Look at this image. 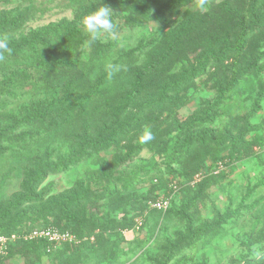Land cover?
Listing matches in <instances>:
<instances>
[{
	"label": "trees",
	"instance_id": "16d2710c",
	"mask_svg": "<svg viewBox=\"0 0 264 264\" xmlns=\"http://www.w3.org/2000/svg\"><path fill=\"white\" fill-rule=\"evenodd\" d=\"M66 1L74 7L72 20L49 23L17 37L21 16L10 12L0 20V38L6 37L13 50L6 57L33 67L32 74L25 66L2 77L0 110L8 106V99L16 97L20 82L30 80L45 90L42 98L32 102L26 99L21 111H8L7 126L0 125V158L5 155V142L12 156L25 154L17 171L22 175L21 192L0 209V217L12 215V224L3 226L0 235H17L19 231L13 229L28 221L26 212L44 202L46 191L39 188L48 176L65 173L90 159L99 168L89 175L88 183H76L70 191L52 197L36 215V220H45L55 211L64 220L62 227L30 229L53 228L71 234L74 242L64 245L77 246L70 249V261L77 264L97 258L107 244V234H120L133 227L134 218L129 214L137 211L140 203L132 199L133 194H121L133 183L124 177L122 168L143 149L161 155L168 172H172L170 163L183 166L193 144L204 142L201 136L219 146L222 143L218 140L224 137H239L241 143L246 132L238 134V129L247 128L248 133L256 129L250 119L264 112V0H211L206 12L188 11L181 24L169 31L170 39L149 44L146 57L139 64L134 56L138 49L126 50L116 35L150 21L163 22L167 16L177 15L191 0ZM100 6L112 8V20L118 28L114 36L103 35L88 47L90 36L81 21ZM109 63L125 65L128 70L109 78ZM217 74L223 79H215L212 84L215 99L204 102L207 108L194 111L184 124H178V110L191 101L187 93L195 88V81L204 75L216 78ZM236 88L240 90L237 92ZM246 101H252L248 115L245 112L250 107ZM230 103L229 110L223 111ZM221 116L227 117L232 126L225 125L219 132L208 130V125ZM145 126L155 139L141 144L138 138ZM40 137L44 142L33 150V139ZM61 137L64 152L54 160L59 153L51 152L50 145L43 143ZM23 145L26 152H19ZM101 154L110 156V160H104ZM156 168L153 163L146 174L156 173ZM157 178L161 181V174ZM19 244L26 252L58 245L43 239H17L8 244L0 259ZM247 264H264V260Z\"/></svg>",
	"mask_w": 264,
	"mask_h": 264
},
{
	"label": "rangeland",
	"instance_id": "374dc122",
	"mask_svg": "<svg viewBox=\"0 0 264 264\" xmlns=\"http://www.w3.org/2000/svg\"><path fill=\"white\" fill-rule=\"evenodd\" d=\"M218 1L220 0H215ZM73 9L72 4L66 0H0V20L10 12L20 15L22 21L21 28L15 35L17 37L21 32L26 34L49 23L62 19L72 20ZM195 10L198 9L194 0H191L177 15L167 16L163 22H147L133 31L122 30L116 35V39L126 50L138 49L134 56L139 64L144 61L151 42L170 39L169 31L181 24L188 11ZM262 51L264 52V47ZM5 62L0 65V81L4 75L9 76L25 66L28 74H32L33 67L30 65L10 61L9 57H6ZM261 62L264 66V57ZM218 75L216 78L204 75L195 81V88L187 93L191 101L178 110V124H184L194 111L207 108L204 102L210 103L215 99L216 90L212 84L215 79H223ZM225 77L230 75L226 74ZM238 90L240 89H235L237 92ZM231 92L232 90L227 91L228 94ZM15 93L16 97L8 99V106L0 110L1 127L7 126L8 111H21L26 99L27 102H32L33 99L42 98L45 90L36 87L30 80H25L16 86ZM251 103L252 101L247 103L250 108L248 107L249 112H245V115L250 113ZM231 106L232 103L222 110L227 111ZM210 117H214L213 114ZM250 121L251 126L256 129L249 133L247 128L238 129V134L246 132L241 143L238 142L239 137H224L218 140L222 144L217 146L201 136L204 142L193 144L183 166L178 167L177 162L170 163L172 172H168V164L161 155L143 149L131 164L122 168L124 177L131 178L133 183L130 189L121 194H133L132 199L136 204L140 203L138 210H132L129 214L134 218L133 227L122 230L120 234H107V244L97 258L89 262L83 259L78 263L247 264L255 261L251 258L253 246L261 245L264 250V112L258 116L253 115ZM229 122L231 121L227 117H216L207 129L219 132L225 125L232 126ZM173 134L175 132L171 136ZM61 138L43 143L50 145L51 152L59 153L54 156V160L64 152V137ZM43 140L42 137L38 140L34 138V149L32 146L30 149L40 148ZM3 150L5 155L0 158V209L5 208L6 203L21 192L22 175L17 171L21 164L20 158L25 155L22 153L17 157L12 156L6 142ZM26 150L23 145L19 152ZM101 156L106 161L110 160V156ZM153 163L157 164L156 173L146 174ZM98 168V165L86 159L65 173L48 176L39 188L46 191L43 195L44 202L31 206L34 210L25 214L28 221L17 225L14 232L19 231L17 235H21L27 234L36 226L62 227L64 220L55 211L45 220H36V215L45 209L52 197L70 191L76 183L87 184L89 175ZM195 169L199 171L192 177ZM159 174L161 181L157 178ZM155 178L157 183L153 181ZM118 183L120 186L121 182ZM158 202H165V205L157 208L155 204ZM12 218V215H2L0 230ZM75 246L69 245L67 248L62 243L26 252L24 246L19 244L6 258L0 259V264H72L70 249Z\"/></svg>",
	"mask_w": 264,
	"mask_h": 264
},
{
	"label": "clouds",
	"instance_id": "9594fccd",
	"mask_svg": "<svg viewBox=\"0 0 264 264\" xmlns=\"http://www.w3.org/2000/svg\"><path fill=\"white\" fill-rule=\"evenodd\" d=\"M195 7L201 11L206 12L208 10V5L211 0H194ZM113 10L109 6L97 7L92 13L83 17L81 24L84 30L89 34L90 38L86 41V45L91 47L97 39L103 35L114 36L116 34L118 25L112 20ZM13 50L9 47L7 38H0V62L5 61L6 54L8 56L12 55ZM127 71V66L125 65H115L109 63L106 66V72L109 78L119 71ZM155 139V136L151 129L147 126L144 127L143 132L138 138V142L141 144L148 143ZM252 252V259L264 260V250H262L261 245H254Z\"/></svg>",
	"mask_w": 264,
	"mask_h": 264
},
{
	"label": "built area",
	"instance_id": "2783aa9c",
	"mask_svg": "<svg viewBox=\"0 0 264 264\" xmlns=\"http://www.w3.org/2000/svg\"><path fill=\"white\" fill-rule=\"evenodd\" d=\"M163 205H165V202H158L155 204L157 208H161ZM17 239H23L25 241L43 239L50 244L74 242V237L71 234L67 232H59L53 228L32 229L27 234H21L19 236L15 234L10 236L0 235V257L5 254L8 244Z\"/></svg>",
	"mask_w": 264,
	"mask_h": 264
}]
</instances>
